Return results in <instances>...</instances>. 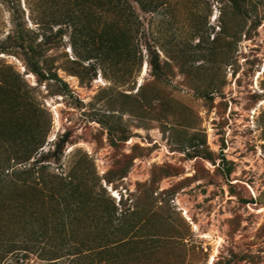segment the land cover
<instances>
[{
    "label": "rangeland",
    "instance_id": "1",
    "mask_svg": "<svg viewBox=\"0 0 264 264\" xmlns=\"http://www.w3.org/2000/svg\"><path fill=\"white\" fill-rule=\"evenodd\" d=\"M52 1L0 0V158L36 131L48 172L86 183L64 199L52 177L1 189L0 264H66L105 239L113 264H264V0L248 16L227 0H129V16L68 0L76 47ZM117 19L133 35L113 61Z\"/></svg>",
    "mask_w": 264,
    "mask_h": 264
},
{
    "label": "trees",
    "instance_id": "2",
    "mask_svg": "<svg viewBox=\"0 0 264 264\" xmlns=\"http://www.w3.org/2000/svg\"><path fill=\"white\" fill-rule=\"evenodd\" d=\"M48 1L52 0H44L46 5ZM106 1L113 5V14L115 15L123 14L124 16H129L132 12V6L129 0ZM134 1L138 4L139 8L144 11L155 10L158 7V2L155 0ZM227 1L229 6L242 16H248L249 13L255 8V2H253L254 0ZM64 4L67 7L64 13L60 12L57 15H54V12H51L50 16L53 17V19H56L55 22L57 24H59V22L67 23V25L71 27V41L73 47H76L77 41L84 31V27L81 22L82 9L78 1L68 0H63L62 5L58 9H62ZM46 17L49 19L48 16ZM17 33H20L19 29H17ZM132 35V30L130 27H127V23L121 22L120 24V20L117 19L115 21L113 20V37L111 36V39L104 36L103 40V35L101 33L96 37V39H98V41L103 40V43H107L108 47L113 49L114 61L115 51H118V49H121L123 46L128 47L127 45H129ZM18 38L22 40L20 46L25 48L26 54L29 56V58L34 57L38 51L37 47H39V44H34L33 42L24 40L20 34ZM33 71L46 79L56 78L59 80L57 75L54 73L45 74L37 63L33 65ZM2 80L4 83H7L8 81L6 76H4ZM62 84L66 85L65 82ZM21 95L25 99L29 100L30 104L34 105V101L30 99L27 90H22ZM44 142L45 137L40 135L39 132L37 133L35 131L24 136L19 134L13 138L10 146L5 148L6 155L0 158V191L1 189L6 191L4 196L7 197L10 192H16L17 195H19L18 193H20L21 190L26 187L39 191L40 187L38 186L47 185V180L49 177H52L58 180V182L55 183V187H52L51 191H53L55 197L61 196V198L64 199L66 198L64 195H67L68 197L69 193L71 196L74 195V190L78 189L83 184V182L86 183L84 179L82 181V178L79 179L74 174L63 176L49 173V164L45 162V158L47 155L54 154L56 150L54 149L52 152L45 153L42 149ZM71 256V258H68L66 264H113V241L105 239V242L100 243V245L96 247V250H90L87 248L78 252H74L71 254ZM58 258L59 257H56V259Z\"/></svg>",
    "mask_w": 264,
    "mask_h": 264
}]
</instances>
